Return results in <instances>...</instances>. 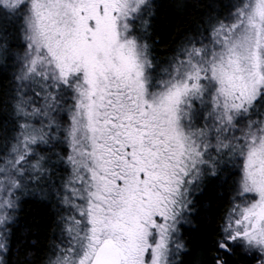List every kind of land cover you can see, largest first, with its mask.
Returning a JSON list of instances; mask_svg holds the SVG:
<instances>
[{
  "label": "snow or ice",
  "instance_id": "6c2138e0",
  "mask_svg": "<svg viewBox=\"0 0 264 264\" xmlns=\"http://www.w3.org/2000/svg\"><path fill=\"white\" fill-rule=\"evenodd\" d=\"M158 10L0 0V264L26 198L52 209L39 264H264V0H215L162 54Z\"/></svg>",
  "mask_w": 264,
  "mask_h": 264
},
{
  "label": "trees",
  "instance_id": "16d2710c",
  "mask_svg": "<svg viewBox=\"0 0 264 264\" xmlns=\"http://www.w3.org/2000/svg\"><path fill=\"white\" fill-rule=\"evenodd\" d=\"M214 2L215 0H186L187 11L178 16L174 0H157L159 10L155 23L157 31L163 37L158 45V52L162 54L181 33L194 29L201 17L212 10ZM7 84L8 80L0 74V99H2ZM3 119V105L0 104V121ZM216 195L217 193L207 190L199 197L198 204L203 205L211 202L215 208ZM197 211L199 214L194 217L193 223L185 226L184 236L189 241L190 246L204 248L208 243L211 221L205 215L203 208L198 207ZM51 216L52 209L46 203L39 201L38 198L25 199L18 214V222L13 228L12 252L6 257L9 264H21L29 248L34 253L33 264H39L43 249L53 238L50 227ZM32 241H35L34 247H32ZM18 244L21 248L19 253L16 252ZM186 264H188L187 259Z\"/></svg>",
  "mask_w": 264,
  "mask_h": 264
}]
</instances>
